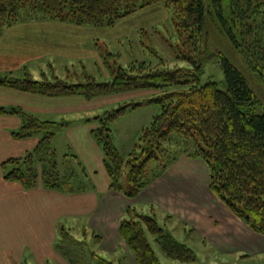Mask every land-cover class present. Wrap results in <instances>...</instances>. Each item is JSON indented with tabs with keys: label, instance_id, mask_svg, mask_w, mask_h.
Returning <instances> with one entry per match:
<instances>
[{
	"label": "trees",
	"instance_id": "trees-1",
	"mask_svg": "<svg viewBox=\"0 0 264 264\" xmlns=\"http://www.w3.org/2000/svg\"><path fill=\"white\" fill-rule=\"evenodd\" d=\"M159 3L175 9L174 27L181 43L176 54L190 66L160 68L140 63L124 67L106 57L104 68L111 77L108 81L98 82L91 75L77 83L59 77L38 80L27 75L6 76L0 77V87L45 97L77 96L87 101L113 93L157 91L144 102L128 103L96 117L99 127L93 137L103 152L110 189L132 199L138 197L177 160L171 154L166 161L161 157L167 156L166 144L180 134L192 140L189 156L206 163L210 190L255 232L264 235V113L254 111L259 98L249 79L226 55L213 50L210 35L211 24L216 25L235 48L242 51L241 47H246L247 61L255 56L264 59V0H0V29L29 17L102 28ZM28 5L41 13L22 16L20 11ZM248 33L253 36L252 51L248 50ZM214 58L225 74L226 90L216 81L202 83L206 62ZM251 68L264 78V66ZM144 104H156L161 112L143 131L142 144L126 158L113 144L111 126L128 110ZM5 114L22 118V125L11 132L15 140L38 138V143L25 155L3 164L4 178L20 183L25 190L41 182L48 189L79 191L52 162L51 141L67 122L42 120L18 107H0V115ZM45 149L49 151L44 154ZM150 161H156V165L147 178ZM38 164L43 169L41 174ZM125 168H129L128 190L120 184ZM126 215L131 217L121 219L119 234L137 264H163L149 234L155 236L169 259L185 264L197 262L195 250L162 227L154 214L128 208Z\"/></svg>",
	"mask_w": 264,
	"mask_h": 264
},
{
	"label": "crops",
	"instance_id": "crops-1",
	"mask_svg": "<svg viewBox=\"0 0 264 264\" xmlns=\"http://www.w3.org/2000/svg\"><path fill=\"white\" fill-rule=\"evenodd\" d=\"M97 30L100 28L32 17L6 25L0 29V77L23 78L24 72L33 79L59 77L70 82L71 75H91L90 64L105 71L104 59L97 51ZM88 34L91 40L87 39ZM87 104V100L77 96L45 97L0 87V107H18L38 118L56 117L67 122L56 132L54 149L77 150V155L70 156L76 158L75 173L82 178H76L80 179V187L74 193L48 189L42 184L25 190L20 183L7 181L3 164L31 151L38 138L15 140L11 132L22 125V118L0 115V264H70L69 256L56 249V240L59 230L67 229L69 218L82 216L83 229L88 227L102 235L100 250L107 258L125 250L130 262L137 264L119 234L120 221L128 208H150L158 221L159 210L167 220L163 227L175 237L180 231L196 234L200 243L223 258L264 254V235L255 232L210 190L203 176L205 167L198 160L182 157L134 199L110 189L103 152L93 137L97 128L92 123H82V117L89 112ZM134 146L136 149L137 144ZM65 156L58 164L62 170L63 164L68 163ZM181 179L186 186L178 182ZM87 181L93 184L86 187ZM190 185H199L207 199L204 204L197 203L198 191L190 189ZM94 256L108 262L97 253Z\"/></svg>",
	"mask_w": 264,
	"mask_h": 264
},
{
	"label": "rangeland",
	"instance_id": "rangeland-1",
	"mask_svg": "<svg viewBox=\"0 0 264 264\" xmlns=\"http://www.w3.org/2000/svg\"><path fill=\"white\" fill-rule=\"evenodd\" d=\"M20 12L22 16H27V14L41 13L39 11L31 9L30 5H28V7L26 8H22ZM174 17L175 9L172 6H166L163 3H159L146 9L140 10L128 17L120 19L114 25L102 27L100 28V30H97V32H95V35L99 38L98 42H100L99 46L97 47V51H100L104 60L106 57H109L110 61H114L115 59L124 67H130L133 64L140 63H146L147 65L160 68H180L190 66L187 61L179 59L176 54V47L181 43L178 41V35L174 27ZM253 34L257 35V32L254 31ZM210 35L212 43L215 44L214 47L212 46L213 50H218L222 52V54L226 55L249 79L252 88L259 98V102L254 106V111L258 114L264 113V78H261L257 73H254V70H252L251 68V66H264V59H262V57L255 56V59L251 61L248 60V63L245 57V53L247 50L246 47H241L242 51H240L239 48H235L234 45L231 44L230 40L220 32L216 25L211 24ZM252 37L253 36L248 33V44L250 42V47L248 48V50L251 51L253 48V45L251 44ZM87 39H92L91 34L87 35ZM262 51L264 52V49ZM108 53L115 54L116 56L110 57L108 56ZM86 60L88 62L90 58L87 57ZM89 68V74L96 77V80L98 82H104L111 79L106 70H97L96 67L91 64L89 65ZM78 74L79 76L77 78H75L74 75L70 76L69 79L71 83L85 81V75L83 74V72L82 76L80 73ZM25 75L26 74L23 72L21 77H25ZM34 79L42 80L43 76H39ZM208 81L218 82L222 90H226L228 87L227 81L225 79V74L216 58L206 62L205 74L202 77V83L204 84ZM155 95H157V91L140 90L97 96L88 101L86 109H88L87 111L89 112L86 116L82 117V123H92L94 124L93 126H96V128H98L99 124L95 123L98 122L96 121L98 120L96 119V117H101L106 112L114 111L128 103L144 102L146 99L152 98ZM142 107L138 109V112H135V110H128L124 117L115 121V123H113L111 126L113 130V144L121 153V155L126 158L129 157V151H133V149H135V143L137 144V146H140L142 144L141 136L143 134V131L146 128L150 127L154 119L151 118L152 115H158L161 112L160 106L156 104H144ZM40 119L60 121L56 117L48 118L40 116ZM59 119H62V117H60ZM191 143L192 140L190 138L182 136L180 134H175L172 137V141L166 144V147L169 148L170 151L167 150V156L165 155L161 158L166 157L164 158V161H166L167 157L170 154L171 156H176L177 160L172 165H174L182 157L191 158L189 156L191 150H188V148L192 146ZM54 146L55 142L54 140H52L50 145L53 150L51 152L52 162L54 164H59L62 159H64L63 155L66 154L65 157H67L68 163H66L65 165L63 164V170L61 169V166L58 167L59 172L61 171V175L66 176L67 181L69 179H72L73 185L79 188L80 179H77V181L76 178L81 177H78L75 173L77 164L75 159L70 156L77 155V150L67 147V149H58L57 151L54 150ZM46 151L49 150L45 149L44 154ZM195 160H198L205 167L203 176H205V184H208L209 169L207 165H205V162L202 159ZM181 164L182 167H187L185 162H182ZM155 165L156 161H150L148 163L147 178H150V176L152 175ZM38 167L41 174L43 169L39 164ZM12 168L13 166L9 165V169ZM200 169L201 170L199 171V176H201L202 178V167ZM128 170L129 168H125L120 179V184L124 190H128L130 186L128 179ZM178 182L181 185L186 186V182L184 179H181ZM40 184L42 183L40 182ZM92 184L93 182L87 181L86 187H90V185ZM198 186L190 185V189L198 191L199 194L197 193L196 201L199 205H201L204 204L207 199L203 196L204 194L202 193L201 189L198 188ZM136 211L145 215H153V212L150 208H139ZM156 214L159 215V223L163 227L167 220L164 219L159 210ZM124 216L126 218L131 217L129 215H126V213L124 214ZM69 219L71 224L68 223L67 229L65 228L62 231L59 230L60 233H58V237L56 240V249L64 254L65 257L69 256L70 264L134 263L130 262L125 250H120V252L116 254L117 256L114 255L113 257H110V259L107 258L105 253H102L100 250L101 242L103 240L102 235L98 231H95L88 227L86 229H83V224L85 221L83 216L78 218L71 217ZM63 222L66 224L65 221ZM62 225L63 224H60L61 228ZM175 235L180 241L188 243L195 250L198 255V259L195 264H264V254H261L259 256L257 255L252 257H245L243 259L223 258V256L214 254L213 251H210L207 245H203L202 243H200V238L196 234L190 236L189 234L186 235L185 233L180 231L176 232ZM148 237L163 264H185L180 261L169 259L157 244L155 236L149 234ZM123 246L127 250L126 245L124 244ZM96 253L100 257L106 259L108 262H105V260L102 261L101 258L95 257L94 254ZM52 263L59 264V262Z\"/></svg>",
	"mask_w": 264,
	"mask_h": 264
}]
</instances>
